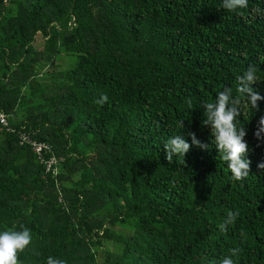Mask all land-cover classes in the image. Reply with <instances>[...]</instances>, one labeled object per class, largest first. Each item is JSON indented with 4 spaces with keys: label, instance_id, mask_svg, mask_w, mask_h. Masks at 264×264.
<instances>
[{
    "label": "trees",
    "instance_id": "obj_1",
    "mask_svg": "<svg viewBox=\"0 0 264 264\" xmlns=\"http://www.w3.org/2000/svg\"><path fill=\"white\" fill-rule=\"evenodd\" d=\"M257 8L264 0L237 12L222 0H0V108L59 160L46 173L0 126V231L32 236L19 264H219L233 247L236 264H264V140L254 136L264 100L237 117L251 162L243 181L201 125L202 105L225 86L236 95L249 65L264 96ZM63 52L75 61L49 71ZM189 131L209 147L170 164L164 143L182 134L191 144ZM230 210L240 215L222 232Z\"/></svg>",
    "mask_w": 264,
    "mask_h": 264
},
{
    "label": "clouds",
    "instance_id": "obj_2",
    "mask_svg": "<svg viewBox=\"0 0 264 264\" xmlns=\"http://www.w3.org/2000/svg\"><path fill=\"white\" fill-rule=\"evenodd\" d=\"M222 7L229 12H237L239 9L248 7V0H222ZM257 14L264 15L261 9L254 10ZM261 80L257 75V67L249 65L242 75L237 77L236 95L233 94L231 87L225 86L222 91L217 93L215 102L203 104L204 119L201 121L202 126H210L211 136L214 137L215 143L221 158L227 163V167L232 174L234 181H243L250 174V160L247 158L249 146L245 141L246 130L244 125L238 127L237 117H240L244 110L258 109V101L264 100V96L254 90L253 85ZM107 94H101L96 101L98 105H103L108 101ZM189 108L192 107L191 100L188 101ZM185 128L184 121L178 125ZM264 116H261L254 136L257 140H264ZM191 144L182 134L170 137L163 145L165 158L171 164L174 157H185L190 151L192 145L201 149H207L209 145L201 142L195 132L189 131ZM259 146V145H257ZM259 169H264V162L258 163ZM239 211H228L223 222L218 225L220 231H226L229 225L236 222L239 217ZM244 233H241V237ZM32 236L28 228L23 227L21 230H4L0 231V264H19L18 253L23 252L31 243ZM241 249L233 247L229 250L228 255L223 256L219 264H236L234 257H238ZM47 264H66V261L49 256Z\"/></svg>",
    "mask_w": 264,
    "mask_h": 264
},
{
    "label": "built area",
    "instance_id": "obj_3",
    "mask_svg": "<svg viewBox=\"0 0 264 264\" xmlns=\"http://www.w3.org/2000/svg\"><path fill=\"white\" fill-rule=\"evenodd\" d=\"M9 117L10 115L6 114L0 108L1 128L8 134L17 135L20 146H29L36 155L37 162L44 167L46 173H51L53 176L57 175L59 160L53 155L47 156L51 153V146L44 141H39L35 133L32 134L24 129H16L11 126Z\"/></svg>",
    "mask_w": 264,
    "mask_h": 264
},
{
    "label": "rangeland",
    "instance_id": "obj_4",
    "mask_svg": "<svg viewBox=\"0 0 264 264\" xmlns=\"http://www.w3.org/2000/svg\"><path fill=\"white\" fill-rule=\"evenodd\" d=\"M43 46H44V41L42 39L41 36H38L37 38V42L35 43V47L38 49V50H42L43 49ZM63 57L61 58V60H58L57 62H55V66H51L48 70L49 71H60V70H65L66 68L69 67V65L72 64V62L75 61V57L71 56H67L64 52H63Z\"/></svg>",
    "mask_w": 264,
    "mask_h": 264
},
{
    "label": "water",
    "instance_id": "obj_5",
    "mask_svg": "<svg viewBox=\"0 0 264 264\" xmlns=\"http://www.w3.org/2000/svg\"><path fill=\"white\" fill-rule=\"evenodd\" d=\"M24 162H25V161H19V162H17V163L19 164V163H24Z\"/></svg>",
    "mask_w": 264,
    "mask_h": 264
}]
</instances>
